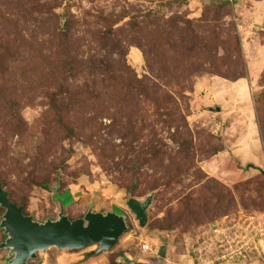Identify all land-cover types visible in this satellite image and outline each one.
<instances>
[{
	"label": "rangeland",
	"instance_id": "obj_1",
	"mask_svg": "<svg viewBox=\"0 0 264 264\" xmlns=\"http://www.w3.org/2000/svg\"><path fill=\"white\" fill-rule=\"evenodd\" d=\"M0 14L16 23L0 25V46L23 39L37 57L52 52L53 64L64 57L57 29L71 18L75 60L94 69L68 90L81 96L89 85L98 96V111L86 110L97 131L87 124L69 138L39 79L1 58V100L18 99L26 126L12 134L0 123V180L24 215L40 224L61 212L71 221L125 217L118 244L98 255L111 263L128 253L172 260L165 264H264L255 254L233 258L226 243L246 217L264 224V0H0ZM53 70L60 79L61 67ZM149 198L141 228L128 202ZM214 226L222 249L203 245ZM97 250L53 248L27 264L85 263ZM9 254L0 249V264Z\"/></svg>",
	"mask_w": 264,
	"mask_h": 264
},
{
	"label": "trees",
	"instance_id": "obj_2",
	"mask_svg": "<svg viewBox=\"0 0 264 264\" xmlns=\"http://www.w3.org/2000/svg\"><path fill=\"white\" fill-rule=\"evenodd\" d=\"M2 23H7L10 25H16L15 21L8 20L0 14V25ZM73 25V20L71 18H66L64 25V32H61V27H58L56 36H58L62 42L61 50L64 52V57L58 64H53L50 62L52 52L49 55H45L43 52L36 55V49L32 47L30 43H27L26 48L24 47L23 39L20 40L21 45H18V40H11L8 37L3 38L4 45H8V49L4 45L0 46V61H7L9 63L22 65L25 69V76L27 80L39 79L41 89L44 91V96L49 101V109L51 116L54 118L55 122L61 128L65 129L69 133V138L76 137L77 131H82L87 124H90L97 131L98 122L92 118L87 119L86 114L88 110L90 114L96 113L97 108V98L96 92L90 88L91 86L86 85L81 91V96L73 95L71 91L68 90V85L71 82L78 80V77L84 73L86 70L90 72L94 68H90L85 64L79 63L75 60L74 50L72 49V38L71 29ZM36 58L40 59L42 62L41 69L36 61ZM54 65V66H53ZM61 67L63 75L59 78H55L53 67ZM81 66L83 69L80 71ZM40 69V70H39ZM44 74L41 75V72ZM9 73V72H8ZM125 78V76L119 75V78ZM137 86L141 84L139 80L136 81ZM120 81L114 82L113 88H119ZM3 89V88H2ZM138 90V87H137ZM92 91V92H91ZM131 91H133L131 87ZM142 94H147V89L143 90ZM141 94V95H142ZM140 95V94H139ZM151 98V97H150ZM0 97V123H3V127H9L12 134L23 132L25 129V122H23L21 117V107L19 106V101L17 98H11L8 101L3 102ZM20 109V110H19ZM6 114V117H2V113ZM100 116L102 113H99ZM99 117V116H98ZM99 119V118H98ZM0 184L3 187L6 186L1 180ZM11 202L12 196L10 195ZM15 204V203H14ZM16 205V204H15ZM26 216V215H25ZM111 264H116L115 261Z\"/></svg>",
	"mask_w": 264,
	"mask_h": 264
},
{
	"label": "water",
	"instance_id": "obj_3",
	"mask_svg": "<svg viewBox=\"0 0 264 264\" xmlns=\"http://www.w3.org/2000/svg\"><path fill=\"white\" fill-rule=\"evenodd\" d=\"M264 173V171H263ZM152 198L145 202L131 199L129 209L135 214L141 228L148 223V209ZM0 208L6 211L1 228L8 239L0 249L10 250L9 264H27L35 260L39 252L56 248L58 251L75 252L98 246L93 257L110 252L127 231L126 219L116 213L88 212L84 218L71 221L61 212L57 221L45 224L34 222L24 215L22 207L10 200V194L0 184Z\"/></svg>",
	"mask_w": 264,
	"mask_h": 264
},
{
	"label": "built area",
	"instance_id": "obj_4",
	"mask_svg": "<svg viewBox=\"0 0 264 264\" xmlns=\"http://www.w3.org/2000/svg\"><path fill=\"white\" fill-rule=\"evenodd\" d=\"M211 228L212 235L203 241V245L218 246L219 249L224 248L222 242V230L219 228ZM230 245V256L233 258L243 256V254H255L264 258V224L257 218L252 216L246 217L240 230L236 232L234 237L226 242ZM207 247H204L205 250ZM144 252H148L150 247L148 245L142 246ZM226 257H222L225 259Z\"/></svg>",
	"mask_w": 264,
	"mask_h": 264
},
{
	"label": "crops",
	"instance_id": "obj_5",
	"mask_svg": "<svg viewBox=\"0 0 264 264\" xmlns=\"http://www.w3.org/2000/svg\"><path fill=\"white\" fill-rule=\"evenodd\" d=\"M169 255L170 253H168L166 256H169ZM160 259L162 261H166L169 263L170 261H172L169 258L163 260V258L160 257ZM162 261L160 260L152 261L151 258L148 256H145V255L133 256L128 253H124L123 256L121 255L115 259L116 264H165ZM79 264H111V262L109 260V255H106V256L91 257L87 262L79 263Z\"/></svg>",
	"mask_w": 264,
	"mask_h": 264
}]
</instances>
